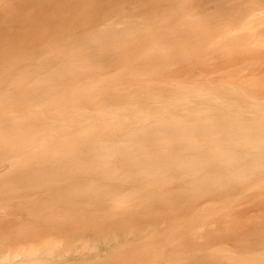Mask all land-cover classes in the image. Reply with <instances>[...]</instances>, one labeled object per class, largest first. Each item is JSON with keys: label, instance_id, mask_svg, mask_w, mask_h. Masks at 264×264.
Returning a JSON list of instances; mask_svg holds the SVG:
<instances>
[{"label": "rangeland", "instance_id": "1", "mask_svg": "<svg viewBox=\"0 0 264 264\" xmlns=\"http://www.w3.org/2000/svg\"><path fill=\"white\" fill-rule=\"evenodd\" d=\"M259 1L0 0V147L23 155L0 161V251L21 235L44 250L31 264L263 258Z\"/></svg>", "mask_w": 264, "mask_h": 264}, {"label": "bare ground", "instance_id": "2", "mask_svg": "<svg viewBox=\"0 0 264 264\" xmlns=\"http://www.w3.org/2000/svg\"><path fill=\"white\" fill-rule=\"evenodd\" d=\"M258 3L259 4L261 3L263 5L264 2H262V0H261V2L259 1ZM261 4H260V6L259 5L258 6L261 7L262 6ZM263 8H264V6H263ZM263 8H260V11H258L259 10L258 9L257 10L258 13L261 12V10H263ZM258 13L256 14V16H258L260 19H262V23H264V12H261V14H258ZM248 25H249V23H248ZM101 34H103V32ZM255 40L256 41L254 43L259 44L260 46H264V38L260 37V39H258V40L255 39ZM135 117H136V119H139L142 121L147 119V116H145V115H136ZM126 137L127 136L113 137L111 139V144H118L119 142H122L123 140H125ZM4 145H7V143H5ZM20 158H23V155L17 154V151L14 148L8 147V146L0 147V161H2V163L6 162V161H16V160H19ZM263 159H264V155H260L258 157L257 156L253 157V160H255V161L263 160ZM4 215L0 216V225H3L6 228H8L10 226V224H8L10 222L8 220L9 216H8V218H6L8 220V222H7V220L5 219V217L7 215H5V217H4ZM19 236L24 237L21 235H16V236H14V238L11 237L12 238V240H11L10 235L9 236L3 235V239H4V241H6V240L10 241L11 240V242H14L13 244H19L20 241L18 243H15L18 241L17 238ZM52 238H54V236H51V239ZM13 239H16V240H13ZM23 241H28V238H26V240H23ZM35 243L36 242H32V243H28V244L23 243V244H21L22 246L19 245V248H15L16 245L10 244V247L7 246V248L5 250L0 251V264H31V261H28L24 257L31 256V255H37L38 253L39 254L44 253V250H42V248H40L39 246L35 245ZM203 251H201V253ZM201 253L196 251L197 255H199V254L201 255ZM75 261L78 262L77 260H75ZM250 261H251V264H264V257L261 259H258V257H257L256 259H251ZM57 264H77V263L65 262V263H57Z\"/></svg>", "mask_w": 264, "mask_h": 264}]
</instances>
